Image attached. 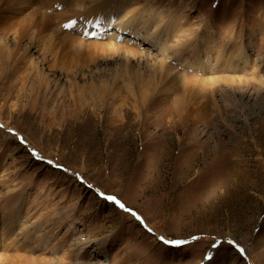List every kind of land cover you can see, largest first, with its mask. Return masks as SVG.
Masks as SVG:
<instances>
[{
  "label": "rangeland",
  "instance_id": "obj_1",
  "mask_svg": "<svg viewBox=\"0 0 264 264\" xmlns=\"http://www.w3.org/2000/svg\"><path fill=\"white\" fill-rule=\"evenodd\" d=\"M77 1L0 0V264H264V0Z\"/></svg>",
  "mask_w": 264,
  "mask_h": 264
},
{
  "label": "bare ground",
  "instance_id": "obj_2",
  "mask_svg": "<svg viewBox=\"0 0 264 264\" xmlns=\"http://www.w3.org/2000/svg\"><path fill=\"white\" fill-rule=\"evenodd\" d=\"M12 1V0H11ZM23 1V0H22ZM42 1V0H41ZM46 1V3L49 1V3H48V5L50 4V3H52L53 1H55V0H45ZM59 1V0H58ZM62 1V0H61ZM82 1V0H81ZM125 1H128V0H125ZM3 2V1H2ZM20 2V1H19ZM95 2V1H94ZM96 2H97V0H96ZM102 2V1H101ZM121 2V1H120ZM119 2V3H120ZM24 3V2H23ZM54 3V2H53ZM66 3H67V1H66ZM125 3V2H124ZM1 4V3H0ZM68 4V3H67ZM71 4V3H70ZM97 4V3H96ZM110 4V5H109ZM121 4V3H120ZM120 4H117L116 5V3H109L108 2V0L107 1H103V4H99V6L97 5V6H93L92 7V5H91V8L90 9H88L87 11H92V10H96V9H98V7H100V6H102V5H106L105 7H110V9L112 10L113 8H116V9H118L119 7H120ZM5 5V4H4ZM36 5V4H35ZM60 5H62V4H60ZM50 6V5H49ZM71 6V8H73V13H71V15L69 16V17H67V19H69V18H71L73 15H76V14H80V12H84V8H83V4H82V2H79V0L77 1V2H75L74 4H71L70 5ZM3 7V6H2ZM1 7V8H2ZM14 7V6H13ZM22 7V6H21ZM51 7V6H50ZM8 8V7H7ZM34 8V7H33ZM52 8V7H51ZM75 9H77L78 10V13H75ZM21 10V9H20ZM34 10V9H33ZM49 10V9H48ZM83 10V11H82ZM140 10V9H139ZM2 11V10H1ZM0 11V12H1ZM105 11H107V12H109V10H105ZM145 11H147V10H145ZM45 12V11H44ZM97 11H95L94 13H96ZM117 12V11H116ZM5 13H6V11H5ZM35 13V12H34ZM39 13V12H38ZM86 13V12H85ZM90 13V12H89ZM141 13V12H140ZM143 13H145V12H143ZM44 14V13H43ZM107 14H109V13H107ZM142 14V13H141ZM140 14V15H141ZM5 15V14H4ZM45 16H49L47 13H45L44 14ZM54 15V14H53ZM111 15V14H110ZM131 15H132V13L131 12H129V18H131ZM59 16V15H58ZM107 16V15H106ZM156 16V15H155ZM107 18V17H106ZM129 18H128V20H129ZM149 18V17H148ZM3 21V20H2ZM103 21V20H102ZM130 21V20H129ZM152 21H155V17H153L152 16V18H150L148 21H145V22H143V20L140 22V23H142V25L144 26V24L147 26V24L148 23H151ZM176 21V20H175ZM177 21H180V18L179 19H177ZM6 22V21H5ZM11 22V21H10ZM0 23H1V21H0ZM4 23V22H3ZM9 23V22H8ZM7 23V24H8ZM125 24H124V27L121 29L120 28V30H124V29H129L133 34H135V35H137L138 34V31H136L135 30V28H131L132 26L133 27H136V25H137V22L135 23V24H132V26L131 27H129V23L128 22H124ZM175 22L172 20V22L170 23V24H174ZM2 24V23H1ZM84 24V23H83ZM101 24V23H100ZM170 24H166V26L165 27H167L166 29L167 30H169V26L168 25H170ZM22 25H23V19L22 20H19L18 22H15V23H13L12 25H10V26H5L4 28H2V29H0V33L1 34H3V36L6 38V36L8 35V27H13V26H15V27H18V29H21L22 28ZM14 27V28H15ZM8 28V29H7ZM14 28H11V29H13L14 30ZM4 29V30H3ZM100 29V28H99ZM159 29V28H158ZM29 31V30H28ZM60 31V30H59ZM154 31H156V30H154ZM158 31V30H157ZM11 32V31H10ZM39 32V31H38ZM14 33H15V31H14ZM101 33V31L98 33V34H100ZM26 34V33H25ZM155 34V33H154ZM23 37V36H22ZM22 37H21V35H19V36H17L16 37V43H15V47L17 48L16 50H15V53L13 54L16 58L15 59H13L12 58V60L11 61H14L13 63H14V65L15 64H17L19 61H20V59H22L23 58V55H22V53L20 52H17V50L19 49V47L22 45ZM28 38H30V37H28ZM2 39V38H1ZM15 39V38H14ZM69 39H72V38H70V37H66V35H65V38L63 39V40H61L63 43H69L70 42V40ZM6 40V39H5ZM113 40V39H112ZM111 39H110V41L109 42H107L108 44V48H110L111 50L113 49V48H115V46H114V42L112 41ZM1 41V40H0ZM209 43V42H208ZM79 44H80V46L78 47V48H81V50H83V52H81V53H84V51H93L94 52V50H97V49H102V47H101V45L100 44H85V43H81L80 41H79ZM2 45V44H1ZM61 46V45H60ZM60 46H59V48H60ZM69 46H71V45H69ZM43 47V46H42ZM63 47V46H62ZM197 47V46H196ZM45 48V47H44ZM51 48V47H50ZM49 48V49H50ZM56 48V47H55ZM67 48H68V45H67ZM78 48H76V49H78ZM124 48V47H123ZM130 48V47H129ZM128 48V49H129ZM62 49V48H61ZM65 49V48H64ZM63 49V50H64ZM126 49V48H125ZM128 49H127V51H128ZM1 50V49H0ZM73 50V49H72ZM199 49L198 48H196L195 50H194V52L195 51H198ZM75 51V50H74ZM129 51L130 52H133V50H132V48H130L129 49ZM53 52V51H52ZM60 52V51H59ZM62 52V51H61ZM79 51H77V53H78ZM85 52V53H86ZM130 52H128V53H130ZM199 52V51H198ZM68 53H69V50H68ZM89 53H92V52H89ZM88 53V54H89ZM200 53V52H199ZM3 53H2V51H0V55H2ZM66 54V53H65ZM70 54H72V53H70ZM69 54V55H70ZM76 54V53H75ZM98 54V53H97ZM132 54V53H131ZM78 55V54H77ZM84 55V54H83ZM87 55V54H86ZM198 54H197V52H195V53H193V65H198V66H200L202 63H198V61L196 60V56H197ZM9 56H11L10 54H9ZM51 56V55H50ZM59 56V55H58ZM134 56H135V54H134ZM1 57V56H0ZM55 57V56H54ZM57 57V56H56ZM68 57V56H67ZM91 57H93V56H91ZM90 57V58H91ZM9 58V57H8ZM78 58V57H77ZM86 58V57H85ZM74 59V58H73ZM81 59V58H80ZM50 61V60H49ZM75 62V60H72L71 62ZM78 60L76 59V63H78L77 62ZM52 62V61H51ZM51 62H50V64H48V65H51ZM73 62V63H74ZM81 62H83V61H81ZM56 63V62H55ZM70 63V62H69ZM198 63V64H197ZM79 64V63H78ZM82 64V63H81ZM84 64V63H83ZM55 65V64H54ZM60 65V64H59ZM66 64L64 63V72H65V69H66V71L69 73L70 72V68H67L68 67V65L67 66H65ZM77 65V64H76ZM75 65V66H76ZM66 67V68H65ZM43 68V67H42ZM58 68V67H57ZM66 72V73H67ZM39 74V73H38ZM138 74V73H137ZM75 79V77H73V80ZM44 80V79H43ZM137 83V82H136ZM43 84V83H42ZM72 85L76 88V81L74 82V83H72ZM40 86V85H39ZM76 89H78V88H76ZM187 99V98H186ZM191 100V99H190ZM189 100V101H190ZM186 101V100H185ZM185 104H187L188 105V103L186 102ZM202 104V103H201ZM204 104V103H203ZM205 106V105H204ZM20 107H22V106H20ZM204 111V110H203ZM135 113H137V116H139L140 115V113L137 111V112H135ZM121 115L120 114H118V113H116V114H114V119H113V121L114 120H116V121H118V122H121L122 120H121ZM123 119V118H122ZM122 123V122H121ZM143 124V123H142ZM17 212H19V211H17ZM15 218L16 217H13V222L11 223V224H14V221H15ZM40 230H41V228H39V230H36V232H35V234H36V237L38 238V239H42L43 237H44V234L42 235L41 234V232H40ZM7 241V238H5V239H3L2 238V235L0 234V245H2L3 243H5ZM4 255V254H3Z\"/></svg>",
  "mask_w": 264,
  "mask_h": 264
},
{
  "label": "snow or ice",
  "instance_id": "obj_3",
  "mask_svg": "<svg viewBox=\"0 0 264 264\" xmlns=\"http://www.w3.org/2000/svg\"><path fill=\"white\" fill-rule=\"evenodd\" d=\"M65 27H72V25L71 24H68V25H65ZM108 199L111 200L113 198L108 197ZM120 207L123 208L124 206L123 205H120ZM194 239H196V238L194 237ZM165 243L173 244L174 246H179L180 244L186 243V242H183V241H165ZM229 243H231V241ZM213 247H216V245L214 244ZM240 251L243 252L244 250L241 249Z\"/></svg>",
  "mask_w": 264,
  "mask_h": 264
}]
</instances>
